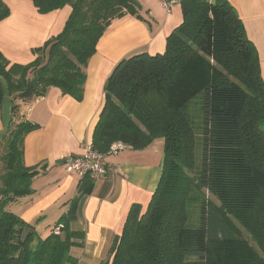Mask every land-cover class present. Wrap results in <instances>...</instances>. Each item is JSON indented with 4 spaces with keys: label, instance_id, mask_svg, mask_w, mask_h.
<instances>
[{
    "label": "trees",
    "instance_id": "trees-1",
    "mask_svg": "<svg viewBox=\"0 0 264 264\" xmlns=\"http://www.w3.org/2000/svg\"><path fill=\"white\" fill-rule=\"evenodd\" d=\"M40 14L67 6L63 31L35 50L28 65L0 52L3 84L13 100L12 122L0 137V264H75L71 249L79 196L44 239L37 223L9 210L31 196L42 168L24 163L25 139L39 127L20 105L51 88L83 101L87 66L108 27L126 15L144 20L137 0H30ZM183 23L164 54L138 53L119 62L105 85L106 104L92 147L115 142L135 151L165 142L163 176L146 209L132 205L102 264H264V80L259 54L227 0H184ZM11 14L0 0V23ZM205 190L210 201L195 192ZM261 206V211H260ZM62 226L61 235L55 229ZM260 249V250H259ZM261 251L263 253H261Z\"/></svg>",
    "mask_w": 264,
    "mask_h": 264
},
{
    "label": "crops",
    "instance_id": "crops-1",
    "mask_svg": "<svg viewBox=\"0 0 264 264\" xmlns=\"http://www.w3.org/2000/svg\"><path fill=\"white\" fill-rule=\"evenodd\" d=\"M10 16L0 23V52L11 65L35 61V50L59 35L72 12L70 6L40 14L30 0H3ZM144 20L126 15L112 22L99 41L97 53L87 66L83 101L51 88L45 97L20 105L21 115L39 128L25 139L24 163L42 168L33 182L34 193L11 204L9 210L37 231H51L79 196L81 177L68 172L64 160L85 154L92 145L94 131L106 104L105 85L116 65L138 53L164 54L168 38L183 23L182 3L167 13L158 0H137ZM213 2L214 0H208ZM244 24L248 39L259 54L264 80V0H227ZM0 109V137L12 122L13 100L3 84ZM165 142L154 141L148 148H129L106 160L107 174L94 182L90 193L77 207L73 231L84 233L82 246L71 249L75 264H102L109 258L116 239L122 235L134 204L146 209L157 191L165 162ZM50 233V232H49ZM47 232V234L49 235ZM47 235V236H48Z\"/></svg>",
    "mask_w": 264,
    "mask_h": 264
},
{
    "label": "built area",
    "instance_id": "built-area-1",
    "mask_svg": "<svg viewBox=\"0 0 264 264\" xmlns=\"http://www.w3.org/2000/svg\"><path fill=\"white\" fill-rule=\"evenodd\" d=\"M165 11L170 13L173 7L182 3L184 0H158ZM129 147L123 142H115L110 146L109 151L106 154L95 151L92 145H88L85 149V154L80 157H68L64 160V164L67 167V171L72 173L76 172L84 179L90 177L96 181L106 176V160L109 156H117L121 152L128 150ZM62 226L55 229L56 235H61Z\"/></svg>",
    "mask_w": 264,
    "mask_h": 264
},
{
    "label": "rangeland",
    "instance_id": "rangeland-1",
    "mask_svg": "<svg viewBox=\"0 0 264 264\" xmlns=\"http://www.w3.org/2000/svg\"><path fill=\"white\" fill-rule=\"evenodd\" d=\"M199 197H201V194L202 195H205V197L207 198V199H209L210 201H212V202H215L216 203V199L212 196V195H210V193H208L207 191H205V190H200V191H196L195 192ZM264 204H262V206H263ZM260 211H261V206H260ZM47 232L49 233L50 231H48V230H44V231H41L40 232V237L41 238H45V237H47ZM260 250V249H259ZM261 253H263L262 251H261Z\"/></svg>",
    "mask_w": 264,
    "mask_h": 264
}]
</instances>
